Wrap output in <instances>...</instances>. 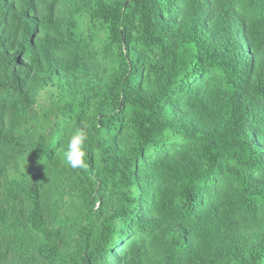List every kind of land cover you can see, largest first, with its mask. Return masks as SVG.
Wrapping results in <instances>:
<instances>
[{
    "label": "trees",
    "instance_id": "obj_1",
    "mask_svg": "<svg viewBox=\"0 0 264 264\" xmlns=\"http://www.w3.org/2000/svg\"><path fill=\"white\" fill-rule=\"evenodd\" d=\"M0 264H264V0H0Z\"/></svg>",
    "mask_w": 264,
    "mask_h": 264
},
{
    "label": "clouds",
    "instance_id": "obj_2",
    "mask_svg": "<svg viewBox=\"0 0 264 264\" xmlns=\"http://www.w3.org/2000/svg\"><path fill=\"white\" fill-rule=\"evenodd\" d=\"M88 141V133L84 127H78L72 131L69 136L66 146H62L61 159L65 166L72 169L87 168L86 145Z\"/></svg>",
    "mask_w": 264,
    "mask_h": 264
}]
</instances>
